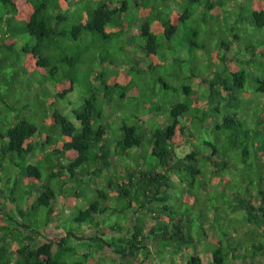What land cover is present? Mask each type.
<instances>
[{
	"label": "trees",
	"instance_id": "obj_1",
	"mask_svg": "<svg viewBox=\"0 0 264 264\" xmlns=\"http://www.w3.org/2000/svg\"><path fill=\"white\" fill-rule=\"evenodd\" d=\"M209 202L255 231L185 256ZM151 246L264 264V0H0V264Z\"/></svg>",
	"mask_w": 264,
	"mask_h": 264
},
{
	"label": "rangeland",
	"instance_id": "obj_2",
	"mask_svg": "<svg viewBox=\"0 0 264 264\" xmlns=\"http://www.w3.org/2000/svg\"><path fill=\"white\" fill-rule=\"evenodd\" d=\"M169 54H170V58L172 61V59L174 58V54L176 56L184 54V47L180 46L175 51H172ZM171 61H169L167 63L168 66H171L170 65ZM172 63H173V61H172ZM195 88H198V86L195 85ZM76 92L78 93V91H76ZM77 93L71 96L70 101L74 100L77 97ZM70 109H71L70 105L65 107L66 114L70 112ZM141 121L147 125L149 124V122H148L149 120H147L144 115H143V117H141ZM201 194H200V196H201ZM207 198H208V196H206L205 199H207ZM189 202L191 203L192 200ZM63 203H64V200H61L59 206H62L61 204H63ZM192 204H193V202H192ZM205 205L207 206V209H208L207 213H211L212 218H213L214 211L216 212V209H217L216 206H218L219 208L217 211H219V216L221 217V221H220L219 225H215V223H211L209 221L212 218L207 219L206 220L207 221V227L205 230L207 237L200 239L198 241V243H193V244H190L188 246L180 247L182 250H184L183 255L190 256V255L197 254L200 257H204L209 250L212 251L214 249V247H215L214 245L216 244L217 239H220L222 236V233L227 232V230L235 231V229H236L238 236L241 237V239L242 238L243 239H245V238L249 239V234L246 235V233H247L246 228H248V227H247V225H245L244 220L240 221L242 219V216H240L239 213L235 212L232 214L229 209L224 208V206H223L224 204L222 202H218L216 204H215V202H213V203L209 202V203H206ZM199 206H201V203L199 204ZM199 206H197V207H195V209L191 210V213L193 216L197 215ZM248 229H250L252 232L255 231V228L252 229V227H249ZM257 230H258V228H257ZM52 232L53 233L51 235L54 236L56 234L57 230H53ZM257 234H258V232H257ZM219 235H220V237H219ZM212 238H213V240H212ZM248 239H246V241ZM247 242L249 243L250 239ZM151 247L153 248L154 246H151ZM154 251L155 250H153V252ZM170 255H171V253H170ZM168 256H169V254H168ZM174 257L177 261V259H179L180 256H179V254H175ZM161 259H162V255L160 256V254L159 253L157 254V252L155 251L149 257V259L146 260V264H159V261ZM184 261L186 262V257H185ZM166 264H169V260L166 262ZM225 264H226V261H225Z\"/></svg>",
	"mask_w": 264,
	"mask_h": 264
},
{
	"label": "clouds",
	"instance_id": "obj_3",
	"mask_svg": "<svg viewBox=\"0 0 264 264\" xmlns=\"http://www.w3.org/2000/svg\"><path fill=\"white\" fill-rule=\"evenodd\" d=\"M152 250H155V251H156V248H152ZM155 251H154V252H155ZM154 252H153V253H154Z\"/></svg>",
	"mask_w": 264,
	"mask_h": 264
}]
</instances>
